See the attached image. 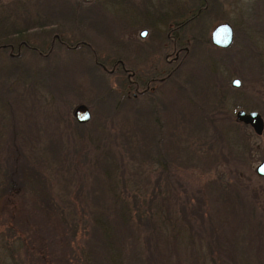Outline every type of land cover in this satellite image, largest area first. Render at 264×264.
<instances>
[{
  "label": "rangeland",
  "instance_id": "374dc122",
  "mask_svg": "<svg viewBox=\"0 0 264 264\" xmlns=\"http://www.w3.org/2000/svg\"><path fill=\"white\" fill-rule=\"evenodd\" d=\"M11 1L0 0V9L6 3L7 12ZM26 3L65 29L57 32L51 24V33L42 38L41 31H29L23 38L41 54L20 47L19 55H11L17 67L10 68L6 57L0 62V172L7 165L3 147L12 132L20 136L24 161L21 184L6 192L0 188V264H33L41 243L52 256L68 255L69 247L58 240L67 229L58 220L67 217L68 204L82 208L84 217L96 213L110 219L111 230L104 229L110 245L121 241L124 246L121 254L114 249L115 260L126 264L124 252L134 246L145 257L141 234L126 233L116 220L113 194L127 200L168 196L167 209L176 223L163 229L172 233L184 224L180 212L185 213L190 222L185 237L165 238L166 230L152 235V244L162 249H152L154 264H264V175L255 172L264 159V0ZM188 8L202 14L192 24L205 41L216 24L228 22L230 46L217 50L210 41L212 46L194 43L190 22L183 26L188 31L173 30ZM172 10L183 15L164 21L174 16ZM142 29L144 37L138 34ZM177 34L186 52L167 64ZM77 41L83 45L75 46ZM204 48L214 59L211 64L201 61ZM4 52L1 56L16 49ZM116 59L133 68L136 78L145 80L147 72L160 68L162 74L171 68L174 74L152 83L151 92L132 97L137 90L128 86L118 65L107 71ZM234 78L236 87L230 83ZM122 86L127 96L121 95ZM78 104L90 114L83 123L72 115ZM238 109L260 114L259 134L234 120ZM204 113L216 116L215 125ZM102 185L109 190H101ZM97 195L104 199L102 206ZM163 216L158 211L155 219ZM91 231L86 226L74 236L78 264L100 258ZM128 264L139 263L131 259Z\"/></svg>",
  "mask_w": 264,
  "mask_h": 264
},
{
  "label": "trees",
  "instance_id": "16d2710c",
  "mask_svg": "<svg viewBox=\"0 0 264 264\" xmlns=\"http://www.w3.org/2000/svg\"><path fill=\"white\" fill-rule=\"evenodd\" d=\"M34 1L35 2L39 1L40 3L43 2V0H34ZM26 2L27 0L26 1L25 0H12L10 2L11 4L9 5L10 8H8L7 12H6L7 10L6 3H4L5 8L0 9V62L6 57L7 61H9V67L11 64L13 67L18 66L17 62H15L14 59H11L12 58L11 55L13 56L19 55L20 47L31 49L33 51L32 53L36 51L37 55H40L41 52L43 51L41 48H38L36 45H31L32 43L28 39L25 40L23 38L24 34L28 33L29 31H38V32L41 31L40 33H43L45 35L41 34L40 38L47 37L52 31V29H49V26L51 24L56 25L58 27L57 29H55L57 32L59 30L62 31L63 29H65V26L61 25V27H59L58 22L54 18H47L46 14H41L38 11H34L35 13L32 12L33 10L29 9L30 5L27 6ZM26 7L28 9H26ZM185 10H184V15L186 14ZM189 11L190 9L188 8V10L186 11L187 15L185 16V18L182 21H178L173 27V30L174 29L182 30L183 28V30L186 31L187 29H185V27L183 26L184 25L187 26V23L190 22L189 28L191 31H188V30L187 31L191 33L192 41L197 44L199 42H206V41L207 43H209L208 38L205 41L204 37L201 36V35H204L203 33L201 32L196 33L194 31V28H193L194 24H192V22L197 23L202 14L199 12V10H195L192 12H189ZM73 12L74 11H72V14H74ZM173 14L175 17L174 16L169 17L170 15H168L167 19H164V21L169 20L170 18L171 19L176 18L178 15L182 13H179L178 10H176V11H173ZM159 15L162 16V13ZM14 17L17 20H14V21L9 20V18L14 19ZM43 39H42L43 41L42 43H44ZM182 40H183V37L177 34V36L174 39H172V42L175 41L177 46H181ZM61 43L65 44L64 42H61ZM74 45L75 46L77 45L78 47H80V45H83V43L81 41H77L74 43ZM212 47L217 50L218 49L221 50L218 47H215V46H212ZM10 48L16 49V53L13 54L12 52H9L7 54L8 56H1V53H3L4 51L6 50L11 51L12 49ZM222 50H225V49H222ZM203 53H204L203 55L204 58L201 61L207 62V65L211 64V61H214V59L209 58L208 52L205 48L203 51H201V55ZM42 55L45 56L46 54L44 53ZM2 62L4 63V61ZM206 71L204 73L206 74L208 78V73ZM173 72L171 71L170 76L168 78H171L173 76L174 74ZM168 78H166L165 80H167ZM121 95L123 96L126 95V90L124 86L121 87ZM212 95H215L214 92H212ZM205 99L206 98H204V100ZM192 101L197 102V100H192ZM117 102H122V101L117 100ZM198 105L201 106L202 104H198ZM204 115H205L206 121L208 122L210 126L212 124L215 125V122L213 123V119H212V117H216L214 114L206 115L204 113ZM76 125H77L76 127H78V123H76ZM18 136L19 134L16 132L10 133L6 140V142L7 141L8 142L3 147L4 152H5L4 160L7 164L6 168L2 172H0V176H1L0 188L2 186L1 191L3 192L10 191L12 188L19 186L22 181L20 176L22 174L21 167L24 161H23L22 151L18 148L19 143L17 142V139L20 138V136L19 137ZM99 188L101 190H109V187L104 186V185L99 186ZM130 198H131L130 200H127L125 198L117 199L113 194V199L115 202L114 207L116 210L114 213L117 217L116 220L121 224V226L124 228V231L126 233L130 234L131 232L134 234H138L137 237H139L140 236L139 234H141L142 243H143V246L141 247V249H144L146 251V256L142 257L139 255L140 253L137 255L136 246L128 247L127 251L124 252V257L128 259V261L126 260V264H128V262L131 261V259H133L134 261H137L139 264H154L152 263L153 261L152 249L159 250V253H162V249L159 245H156L154 242L152 244V241H153L152 235L153 234L161 235L163 230H166V229H163V227H165L167 223H169L171 227L175 225L176 216L172 211H169L167 209L168 206H170L168 196H165V197L159 196L156 198V196L154 195V197H152L151 199L150 198L138 199L135 196H131ZM96 200H97V204L99 206H102V204L100 203V200L102 201L104 199H99V196L97 195ZM68 207L70 209L67 210V217L64 215H61L58 220L62 224L66 225L65 228L67 229L66 231L64 230L61 235H59L60 233H56L57 236L59 235L58 240H61L62 244H65V246L69 247L68 255L52 256L53 254L46 248L45 245L41 243V244L36 245L37 251L35 252H37L36 253L37 259L36 261H34L33 264H70V263L78 264V261H80L81 258L75 255V253L73 252L72 244L75 240L74 236L75 235L80 236L82 232L85 230L86 226L92 229L91 234L94 236V245H95V248H97V250L99 251V254L97 253L95 254L97 257H100V258H96L94 255V256H91L92 259H90L89 262L87 258H84V260L80 262L79 264H121L120 259L115 260L113 253H114V249L116 251L115 252L116 254L122 253L124 249V246H121L122 242L116 241L117 245L114 248H112V245H110L111 243L109 241L110 238H107L106 233H105V230L110 229V226H111L110 219L104 220L100 216H98L96 213H92L91 215H89L88 213V216L84 217L82 214V210H83L82 208L77 210L75 206L70 205V204H68ZM180 209L184 210V207L182 206L180 207ZM158 211L159 212L164 211V216L160 220L155 219V216L157 217ZM180 213H181L180 220L183 221L184 224L183 225L180 224L181 226L180 225L179 226L181 228H177L175 232L173 233L166 230L164 232L166 233L165 238H167V234H170L172 238L176 237L179 240L181 239V237H185L188 234L186 230L187 228L188 229L190 228V222L187 219L184 212H180ZM166 220H169V221L166 222ZM68 228L70 231L68 230ZM145 228H149V230L146 231ZM184 232H187V234ZM87 234L88 233L85 231L84 236ZM114 236L116 237V239H119L117 238L116 235ZM168 238H169V235H168ZM188 241L190 242V240Z\"/></svg>",
  "mask_w": 264,
  "mask_h": 264
},
{
  "label": "water",
  "instance_id": "95a60500",
  "mask_svg": "<svg viewBox=\"0 0 264 264\" xmlns=\"http://www.w3.org/2000/svg\"><path fill=\"white\" fill-rule=\"evenodd\" d=\"M88 1V0H83ZM232 28L228 22H221L216 24L209 33V41L212 45L219 48L225 49L230 46L232 42ZM139 36L144 37L146 30L142 29L139 31ZM231 85L236 87L239 85L238 79L234 78L231 80ZM72 115L76 122L83 123L90 117L88 108L83 104H78L73 108ZM234 120L248 125L255 134H259L262 129L263 121L260 114L255 110L244 111L238 109L234 113ZM257 175H264V159H262L255 167Z\"/></svg>",
  "mask_w": 264,
  "mask_h": 264
},
{
  "label": "flooded vegetation",
  "instance_id": "af4514ba",
  "mask_svg": "<svg viewBox=\"0 0 264 264\" xmlns=\"http://www.w3.org/2000/svg\"><path fill=\"white\" fill-rule=\"evenodd\" d=\"M129 41H127L128 43ZM171 48H172V52H173V56H172V59L171 60H165L167 62V64L169 63H176L178 62V57H179V53L180 52H186V49H183V47L181 46H177V44L174 42H172L171 44ZM12 49V48H10ZM159 53V52H158ZM11 54V53H10ZM156 54V53H154ZM98 63V62H96ZM98 65L103 69L105 70L106 68L104 67V65L98 63ZM118 65V66H117ZM120 68L121 71H123L126 75V78H127V82H128V86L130 87H134L137 91L133 92L131 94L132 97H135L138 93H145L146 91H149L151 92L153 90V86L151 85L152 83H154L155 81H159V82H162L164 81L166 78H168L170 76V73L171 71L173 70L172 68L169 70V71H166V73L162 74V68L160 69H153L151 72H147L148 74L146 75H150L148 78H146L145 80H141V78L139 77H134L136 76L135 74V70L133 68H129V67H125L124 63L120 60V59H116L113 63V67L110 68V69H106L107 71L109 72H114L115 70H117L118 68ZM174 68V67H173ZM175 69V68H174ZM156 71H160L159 74H155L153 75L152 73L156 72ZM162 72V73H161ZM173 72V71H172ZM133 76V77H132ZM134 78V80H133ZM143 85V87H142ZM141 87V88H140ZM140 89V90H138Z\"/></svg>",
  "mask_w": 264,
  "mask_h": 264
}]
</instances>
